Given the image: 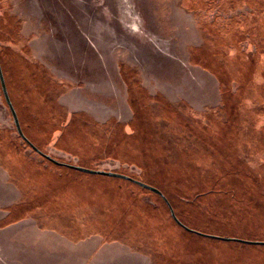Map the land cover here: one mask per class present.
<instances>
[{
    "label": "rangeland",
    "instance_id": "rangeland-1",
    "mask_svg": "<svg viewBox=\"0 0 264 264\" xmlns=\"http://www.w3.org/2000/svg\"><path fill=\"white\" fill-rule=\"evenodd\" d=\"M0 61L47 154L151 181L200 228L264 241V0H0ZM0 173L21 194L0 230L33 218L30 241L72 264H264L262 245L182 231L153 192L56 167L1 83Z\"/></svg>",
    "mask_w": 264,
    "mask_h": 264
},
{
    "label": "crops",
    "instance_id": "crops-1",
    "mask_svg": "<svg viewBox=\"0 0 264 264\" xmlns=\"http://www.w3.org/2000/svg\"><path fill=\"white\" fill-rule=\"evenodd\" d=\"M20 195L18 187L9 181V176L0 173V220L8 216L9 211L5 209L16 203ZM35 228V219L26 218L0 230V264L73 263L72 253L62 250L61 244L58 245L55 241H51L53 246L46 247L42 245L43 240L38 241V244L31 242L32 235L29 229L34 230ZM85 260H89L87 255L83 261Z\"/></svg>",
    "mask_w": 264,
    "mask_h": 264
},
{
    "label": "water",
    "instance_id": "water-1",
    "mask_svg": "<svg viewBox=\"0 0 264 264\" xmlns=\"http://www.w3.org/2000/svg\"><path fill=\"white\" fill-rule=\"evenodd\" d=\"M0 82H1V87H2V91H3L4 97H5L6 103L9 106V109H10L11 114L13 116L14 123H15L16 129H17L19 135L30 145V147L33 150H35L37 153H39L44 158L52 161L55 164L65 165V166H68V167H70L72 169H76V170H79V171H82V172L127 179V180L135 182V183L141 185L142 187L147 188V189H149V190H151V191H153L155 193H158L168 203V206L170 208L171 214H172L173 218L176 220V222L178 224H180L181 226H183L185 229L189 230V231H193V232H196V233H198L200 235H203V236H207V237H211V238H215V239H220V240H224V241H237V242L250 244V245H264V241H261V240H248V239H241V238H236V237H226V236H221V235L203 233L201 231L194 230V229L188 227L187 225H185L177 217L173 206L171 205L169 200L166 198V196L162 193V191L160 189H158L157 187H155L153 185H150V184H148L146 182H143L141 180L135 179V178H133V177H131L129 175L123 174V173H119V172H115V171H108V170H103V169H93V168H88V167H84V166H80V165H74V164H69V163H65V162H60V161L56 160L55 158H53L51 155L43 152L32 141H30L28 139V137L25 135V133H24V131L22 129L18 113L16 111V108L14 107V104H13V102L11 100V97H10V94H9V91H8V87H7V83H6V79H5V76H4V72H3V68H2L1 62H0Z\"/></svg>",
    "mask_w": 264,
    "mask_h": 264
},
{
    "label": "trees",
    "instance_id": "trees-1",
    "mask_svg": "<svg viewBox=\"0 0 264 264\" xmlns=\"http://www.w3.org/2000/svg\"><path fill=\"white\" fill-rule=\"evenodd\" d=\"M1 62V61H0ZM2 65V64H1ZM3 68V67H2ZM4 72V71H3ZM6 79V78H5ZM1 83V82H0ZM6 83H7V81H6ZM7 87H8V84H7ZM8 91H9V87H8ZM9 94H10V92H9ZM10 97H11V95H10ZM5 98V97H4ZM11 100H12V97H11ZM6 101V100H5ZM12 102H13V104H14V107L16 108V106H15V103H14V101L12 100ZM16 111H17V113H18V116H19V119H20V123H21V126H22V129H23V131H24V127H23V124H22V120H21V116H20V114H19V111H18V109L16 108ZM64 115H66V114H64ZM24 133H26V132H24ZM27 137H28V139L30 140V141H32L40 150H42L43 152H45L44 150H43V148L37 143V142H35L27 133L25 134ZM22 138V137H21ZM26 142V141H25ZM27 143V142H26ZM46 153V152H45ZM53 157V156H52ZM53 158H55L56 160H58V161H60V162H65V161H63V160H61V159H59V158H56V157H53ZM48 160V159H47ZM48 161H50V160H48ZM51 163H53L52 161H50ZM65 163H68V162H65ZM56 167H59V168H65V169H68V170H71L72 172H77V173H81V174H87V175H93V176H99V177H109V178H116V179H122V180H124V181H126V182H130V183H132V184H134V185H137V186H139L141 189H143V190H146V191H150V192H153V191H151V190H149V189H147V188H144V187H142L141 185H139V184H137V183H135V182H132V181H130V180H127V179H123V178H117V177H111V176H106V175H99V174H90V173H86V172H82V171H79V170H76V169H72V168H70V167H68V166H65V165H58V164H55V163H53ZM69 164H72V163H69ZM74 165H80V166H84V167H88V168H91V166L90 165H87V164H84V163H82V164H74ZM94 169V168H93ZM133 178H135V179H138V178H136V177H133ZM138 180H140V179H138ZM142 181V180H141ZM143 182H146V183H148V184H150V185H153V186H155V187H157L158 189H160L161 191H162V193L166 196V198L169 200V202L171 203V205L173 206V208H174V210H175V213H176V215H177V217L185 224V225H187L188 227H190V228H192V229H194V230H197V231H201V232H203V233H208V234H218V233H215V232H212V231H210V230H208V229H206V228H200L198 225H196L195 223H191V222H189V221H187L181 214H180V212H179V208H178V204L175 202V199H174V197H171L165 190H164V188L163 187H161L160 185H157V184H154L153 182H151V181H143ZM50 183H54V182H50ZM61 184V183H60ZM51 185V184H50ZM55 186H57V184L55 185ZM59 186V185H58ZM64 186V185H63ZM65 186H68V185H65ZM66 188V187H65ZM60 189H64V188H53V190H56V192H57V190H60ZM76 189H79L78 187H76ZM75 194H78L77 196H80V197H82L84 194L83 193H81V192H78V191H75L74 192ZM73 193V194H74ZM154 194H156L157 196H158V198L160 199H162L164 202H165V204L167 205V207H168V210H169V213H170V215H171V217H172V219H173V221H174V223L176 224V226H178L182 231H184V232H186V233H188V234H190V235H192V236H195V237H197V238H204V239H215V238H211V237H207V236H203V235H200V234H198V233H196V232H193V231H189V230H187V229H185L183 226H181L180 224H178L177 222H176V220L173 218V216H172V214H171V211H170V208H169V206H168V203L166 202V200L161 196V195H159L158 193H155V192H153ZM39 202L38 201H36V203H34V201H31V202H29L27 205H26V207H33L35 204L37 205ZM41 204V203H40ZM46 204V203H45ZM22 206H25V205H22ZM19 208V207H18ZM15 209V208H14ZM17 209V208H16ZM218 240H220V239H218ZM229 242H237V241H229ZM239 243H241V242H239ZM243 244H245V243H243ZM262 246H264V245H262Z\"/></svg>",
    "mask_w": 264,
    "mask_h": 264
},
{
    "label": "flooded vegetation",
    "instance_id": "flooded-vegetation-1",
    "mask_svg": "<svg viewBox=\"0 0 264 264\" xmlns=\"http://www.w3.org/2000/svg\"><path fill=\"white\" fill-rule=\"evenodd\" d=\"M23 139V138H22ZM24 140V139H23Z\"/></svg>",
    "mask_w": 264,
    "mask_h": 264
}]
</instances>
